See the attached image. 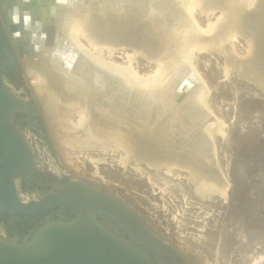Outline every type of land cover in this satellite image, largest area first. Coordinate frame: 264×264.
Returning a JSON list of instances; mask_svg holds the SVG:
<instances>
[{
  "label": "water",
  "instance_id": "obj_1",
  "mask_svg": "<svg viewBox=\"0 0 264 264\" xmlns=\"http://www.w3.org/2000/svg\"><path fill=\"white\" fill-rule=\"evenodd\" d=\"M219 6L212 7L213 11H222ZM236 9L248 17L249 23L264 18V0H255L250 8L241 6ZM95 11L100 14L98 17L106 19L107 24L119 25L128 33L125 41L111 42L105 33L98 30L97 43L115 42L118 47L127 48H149L148 45H153L157 49L173 51L172 55L166 54L170 59L167 68L171 75L169 81H164L166 85L147 86L148 81L128 79L93 62L89 55L77 48L68 34L67 25ZM177 17L181 27L195 22H192V14L187 12L184 0H0V217L11 220L33 216L41 218V222L22 240L0 237V264H153L148 254L158 259L176 257L175 250L154 237L125 200L81 181L70 180L58 186L35 204L21 203L18 182L31 178L38 171L18 127L25 120L31 121L32 116H46V113L36 93V100L19 98L8 76L16 70L26 73L25 62L29 59L31 66L46 79L89 99L94 110H106L116 117L125 118L133 129L141 131L161 109L162 102L158 104L154 99L157 94L176 100L177 96L190 93L196 77L191 67L176 75ZM191 30L194 32H188L190 37L187 39L190 43L197 35L195 27ZM142 33L150 37L146 39H151L148 45L143 43ZM91 38L90 34V38L83 39L89 43L93 42ZM196 40L209 42L214 38L212 35H199ZM257 43L254 39V48ZM68 53L73 55L71 67L66 65ZM155 54L152 53L153 56ZM56 57L65 65H62V72L48 68L49 60ZM84 57L91 61L89 65L92 66L88 76L76 78L84 90L65 85L64 80L74 77V72L84 76L77 68L79 60ZM179 61L185 62L182 58ZM173 105L175 108L179 106L176 102ZM193 108L191 113L185 110L189 114L187 117L181 118L176 108L156 121L164 118L170 122L177 115L172 127L177 135L183 133L186 148L201 160L204 157L200 156L199 150L214 144L210 134L202 133L201 121L205 117L210 118L211 112L204 113L201 107L196 110L195 105ZM20 115H26V118L17 119ZM194 140H198V144H192ZM67 211L73 216H64ZM55 215L58 219L52 220ZM120 234H127L130 239L126 241Z\"/></svg>",
  "mask_w": 264,
  "mask_h": 264
},
{
  "label": "bare ground",
  "instance_id": "obj_2",
  "mask_svg": "<svg viewBox=\"0 0 264 264\" xmlns=\"http://www.w3.org/2000/svg\"><path fill=\"white\" fill-rule=\"evenodd\" d=\"M254 3L255 0H184V6H186L187 12L192 14V22L193 20L195 22L181 27L179 18L177 17L176 19V48L174 49L176 51V75L178 76L182 73L186 67H191L194 68L196 77L191 84L190 93L184 96H177V101L175 99H169L165 94H157L154 99L158 104L162 102L161 109L157 112L155 119H151L141 131L133 129L130 123L127 124L125 122V118L116 117L106 110H101L100 112L94 110L92 102L89 99L68 92L65 86L60 87L56 81L46 79L42 73L31 66L29 59H27L25 62L26 73L30 78L35 93L42 102L50 124L48 125L53 130L56 137L53 135L54 139L58 140L59 145L57 146L62 151V157L65 155L67 162L71 164L74 163L76 157H81L84 159L78 162L82 164V168L85 162H89L98 168V165L107 162V157L91 155L90 151L97 150L103 152V155L110 152H118L119 156L114 159L115 162L126 167L129 159L133 158L135 162L134 165H129L130 168L136 171L140 177L145 178L147 183L153 189H158L160 193L168 194L171 189L176 187V180H179L182 176L184 178L185 176L188 183L193 185L194 194L201 201H211L213 198L218 197L226 202L230 183L221 168H219L214 144L210 148L204 146V148L199 150L200 156L204 157L199 160L200 158L197 154L186 148V140L182 137L183 133H179L181 135L179 136L175 128H173V121L176 120L175 117L177 115L170 122L164 118H161L160 121H156V119L165 117V114L170 111H175L176 108H178L181 118L187 117L189 114H186L185 110L191 113L194 111L193 107L195 105L196 110L201 107L203 108L202 112H211L210 118L205 117L201 121L203 125L202 133L210 134L213 139L219 137L226 141L227 133L225 131V124L220 119L217 120L214 117L215 115L213 116L212 109H210L211 106L208 102L210 91L202 80L201 75H199V72H197L199 69L196 68L197 66L194 64L193 58L195 56L197 58L198 54L205 52H215L223 57L226 56L228 63L224 64L225 67L223 66L226 72L229 71L230 65H235L239 73L238 76L245 78V80L248 79L250 83L252 80L264 86V18H262V21H258L255 24L256 26H251L253 22L249 23L248 17L236 9L241 6L250 8ZM217 5L221 6L223 10L222 14H219L216 20H210L206 28L199 26L194 16L196 7L200 6L203 14V12L208 13L209 9L212 10V7H217ZM202 8H205V10ZM212 12L215 11L209 13L212 14ZM99 15L98 11L91 12L86 14V16H80L67 25L69 29L68 34L77 48L89 55V59L93 62L100 63L101 66L108 70L119 72L128 79H133V81L138 82L148 81L146 83L147 86H156L158 84L166 85L171 75L167 68L169 64H165L164 67V63L167 62V58L164 55H172L173 51L169 49L163 50V48L157 49L156 46L148 45L151 39L146 40L150 37L142 33L145 39L141 37V40L143 39V43L147 44L149 48H134V54L127 53L126 56L129 64L135 56H141L147 59V62L150 61L154 65L156 64L158 69L155 68L156 71L154 70L152 73L140 75L127 65H121L110 60L116 53L125 50L124 46L119 48V45L114 44L115 42L113 44L96 42L99 31L105 33L111 42L116 40L125 41L128 36L126 29L124 30L119 25H114V23L109 22L107 24L106 19L98 17ZM246 24H250L249 26L251 27V35H248L253 38L256 37L259 43L254 48V40L248 38L246 52L242 54L235 50L233 47L235 43L233 42L239 39L238 35H241V31L247 30ZM192 27L196 28V39L199 35H206L208 37L212 35L214 41L207 42L206 40H201L198 42L194 38V41L190 43L187 39L190 37L189 34L194 32V30H191ZM247 31L246 33H249ZM90 34L92 35L91 39L93 42L82 43L83 38H90ZM155 52L154 57L152 53ZM67 56L66 59L68 60L66 65L71 67L72 63L70 59L73 55L68 53ZM84 58L79 60L77 66L79 72L83 73L84 76H79L74 72V77L64 80L65 85L69 87L76 86L84 90V87H80L77 84L76 79H84L85 75L88 76L92 70V66L89 65L91 61L85 58L86 61ZM179 58L184 59L185 62L180 63ZM62 65L64 63L60 61V58L56 57L49 60L48 68L62 72L64 70ZM94 80L98 82V78ZM175 102L179 104L176 108L173 105ZM191 108L192 111H190ZM191 143L198 144V140L191 141ZM181 172H185L187 175H182L180 174ZM184 200L188 204L187 195H184ZM207 216L209 215L205 217ZM28 239L29 237L26 238V240ZM263 263L264 256H258L253 259L252 264Z\"/></svg>",
  "mask_w": 264,
  "mask_h": 264
},
{
  "label": "rangeland",
  "instance_id": "obj_3",
  "mask_svg": "<svg viewBox=\"0 0 264 264\" xmlns=\"http://www.w3.org/2000/svg\"><path fill=\"white\" fill-rule=\"evenodd\" d=\"M200 8L196 7L194 16L198 25L204 28L210 20H216L223 12L217 10L212 12V15L209 12L214 9H209L208 13L202 14ZM256 23V20L253 21L254 25L251 26H256ZM249 25L246 24L248 31H241L239 39L233 42L235 50L242 54L246 52L248 38L259 43L256 37L250 36ZM121 47L123 46L119 48ZM133 50L134 48L125 47V50L119 51L110 60L127 65L140 75L158 69L156 64L147 62V59L141 56H135L129 64L126 55L134 54ZM164 57L167 58L165 67L170 59L166 55ZM193 60L199 69L197 72L210 91L208 102L213 116L225 124L227 133L226 141L219 137L214 139L219 168L230 183L224 207H220L224 201L222 198L201 201L194 194V187L188 183L185 176L176 180V187L168 194L160 193L130 168L129 165H134L135 162L133 158L129 159L127 168L115 162L114 159L119 156L118 152L103 155V152L97 150L90 151L91 155L107 157V162L98 165V168L89 162H85L82 168V164L78 162L84 159L81 157H76L72 164L67 162L65 155L62 157V151L57 146L58 140L54 139L55 135L45 115L43 119L50 145L40 148L42 151L46 149L52 158L50 157L45 171L40 172L43 178H36L31 189L36 187L51 192L62 186L57 180L46 178L48 173H52L49 170L52 165V171H58L61 178L78 180L98 189L105 188L106 191L125 198L138 209L152 230L165 235L175 248L184 253L189 264H215L217 261L220 264H252L253 259L264 256V86L252 80L250 83L248 79L238 76L235 65H230L229 71L226 72V56L205 52L198 54ZM14 76L11 87L22 97H34L35 90L27 73L20 70L19 73H14ZM180 174L187 175L185 172ZM184 195H187L189 205L186 204ZM206 215L209 216L206 218ZM198 219L201 221L195 222ZM22 231L23 229L18 231V234ZM28 234L29 232H26L23 235L26 237ZM221 240L223 246L219 251L216 244Z\"/></svg>",
  "mask_w": 264,
  "mask_h": 264
},
{
  "label": "flooded vegetation",
  "instance_id": "obj_4",
  "mask_svg": "<svg viewBox=\"0 0 264 264\" xmlns=\"http://www.w3.org/2000/svg\"><path fill=\"white\" fill-rule=\"evenodd\" d=\"M20 70H16L14 71V73H19ZM14 73H12L10 76H8V80L9 83H14ZM24 93V92H22ZM19 98H23V100H27L32 99V100H36L35 96L32 98L31 97H22L20 96V94L18 95ZM22 118H26V115H20L18 116L17 119L22 120ZM43 115H34L31 117V121L25 120V123L23 125H21L20 127H18V130L20 132H22L23 130H25L26 128H28V130L32 133L34 139L36 140L37 143H39V145L42 147L43 145H50V142L48 141V130L46 125L44 124V119H43ZM44 147V146H43ZM45 151V152H44ZM44 156L46 159H48L50 161V159L52 158L51 155L48 154V152L46 151V149L44 150ZM51 157V158H50ZM59 173L53 172V173H48L47 175V179L48 178H53L55 180L58 181V184L60 185H64L66 182L70 181V180H74V179H68V178H61L62 176L58 175ZM52 176V177H49ZM42 174L40 172H38V174L32 176L31 178L26 179H22L18 182V188H19V192H23V193H28L30 196V201L28 202V204L26 205H32L35 204L39 201H41L43 198H45L46 196H48L51 192H48L44 189H37L36 187L32 190L31 189V185L34 181H36V178H41ZM43 178V177H42ZM106 191L107 189H101ZM108 192V191H106ZM115 195V194H114ZM119 197V196H118ZM121 198V197H120ZM123 199V198H122ZM125 200L131 207L132 209L138 214V216L141 218L143 224L145 225V227L148 229V231L154 236L156 237L158 240H160L161 242H163L164 244H166L167 246H169L170 248L174 249L176 252V257L173 258H167V259H162V258H156L154 255L148 254L149 257L152 259L153 264H189V262L187 261L186 256L184 255V253L178 249L175 248V246H173L171 243V241L168 240V238L165 235H162L160 232H156L154 230L151 229V227H149L147 225V220L143 217V215H141L138 212V209L134 206L131 205L125 198L123 199ZM226 205V202H221L220 207H224ZM204 207L208 208L207 206L203 205ZM202 207V208H204ZM203 211V210H202ZM200 211V212H202ZM51 216V214H49V217ZM64 216L66 217H72L73 215L71 214L70 211H67ZM207 218V217H206ZM58 219V216L55 215L54 217H52V220ZM201 220H195V222H200ZM41 222V218H35L34 216L31 217L30 219H18V220H11L9 217H0V224L4 225V229L5 232L7 233V239L10 240H14V235L18 234V231H21L23 229V231L20 233V239L22 240L23 238V234H26V232H29L31 230H33L34 226L38 223ZM121 235V234H120ZM122 238H124V240L128 241L130 238L129 236L126 234L121 235ZM16 239V238H15ZM223 246L222 240L219 241L216 244V248L220 251L221 247ZM219 256V255H218ZM215 264H220L218 261Z\"/></svg>",
  "mask_w": 264,
  "mask_h": 264
},
{
  "label": "built area",
  "instance_id": "obj_5",
  "mask_svg": "<svg viewBox=\"0 0 264 264\" xmlns=\"http://www.w3.org/2000/svg\"><path fill=\"white\" fill-rule=\"evenodd\" d=\"M21 133L23 137L25 138V141L28 144L33 154L34 163H35L37 171L38 172L45 171V168L47 167L49 160L45 158L44 152L40 148L41 146L39 145V143L36 142V140H33V137H32L33 135L28 130V128L23 130ZM49 170H51L52 173L53 172L59 173L58 171H55V170L52 171V165L49 166ZM18 196H19V200L23 204H28V202L30 201V196L28 193L19 192ZM19 236H20L19 234L14 235V240L15 241L19 240L20 239ZM0 237H4V238L7 237V233L5 232L3 224H0Z\"/></svg>",
  "mask_w": 264,
  "mask_h": 264
}]
</instances>
